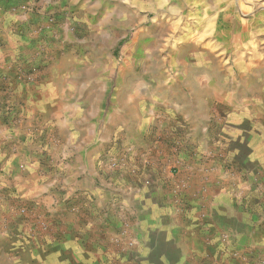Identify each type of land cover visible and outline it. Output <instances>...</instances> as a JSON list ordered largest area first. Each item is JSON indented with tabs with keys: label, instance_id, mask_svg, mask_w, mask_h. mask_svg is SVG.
Here are the masks:
<instances>
[{
	"label": "rangeland",
	"instance_id": "1",
	"mask_svg": "<svg viewBox=\"0 0 264 264\" xmlns=\"http://www.w3.org/2000/svg\"><path fill=\"white\" fill-rule=\"evenodd\" d=\"M0 40V264H264V0H0ZM51 91L101 146L63 151Z\"/></svg>",
	"mask_w": 264,
	"mask_h": 264
},
{
	"label": "crops",
	"instance_id": "2",
	"mask_svg": "<svg viewBox=\"0 0 264 264\" xmlns=\"http://www.w3.org/2000/svg\"><path fill=\"white\" fill-rule=\"evenodd\" d=\"M16 41L17 39L15 38L13 43H15ZM4 42L5 41L0 40V73H9V68H6L7 65H5L6 52L9 51V46L5 45ZM11 45L13 46L16 44ZM55 97H57L55 91H51L47 95H45L46 100L44 101V104L42 103L43 105L41 109L44 111L46 116L45 118L48 120V122L52 123L54 121V124H56L57 128H52L54 130L53 133L62 137L61 145L63 147V151H87L90 143L101 146L105 140V137L102 134L103 130L98 123V117L96 116L95 111L90 106H88V104L84 100H82L81 97L77 99L75 98V96L70 97L72 98V101L62 106H59L57 104ZM184 118H186V116ZM190 119H193L192 124L197 131V117L195 116L194 118ZM187 123V120H184V125H187ZM59 131H62L63 135H61ZM22 133L23 131L21 129L18 130L4 128L2 131H0V167L4 168V171L0 172V189L3 187H7V184H10L12 182L9 176H11V173L13 172V164L15 166V160L18 156H20V153L16 149V146L20 143L18 136ZM53 133H50V135H52L51 138L48 139L49 136H46L45 138L39 139L38 141L42 142L41 144L46 145H52L56 143V139ZM23 140L24 138H22V141ZM30 140L32 141V139H29V136L27 135L25 141ZM23 143L21 142V144ZM69 155L72 156V154ZM38 156L40 157L41 154H39ZM39 163L40 161L37 159L32 165L33 168L35 169L37 165H39ZM82 166L83 165L81 161H78L77 164H70V169L73 171L77 170L78 168H82ZM36 172L37 171L35 169L33 172V175L35 176L31 177L30 175H26L25 177L20 178L21 183L19 182L16 186V191L20 193H25L28 191L29 193L27 194L29 195L27 196H32L33 192H35V190H38V188L40 187L38 185V176ZM44 189L48 190L46 188ZM218 192L223 195V197H225L224 202L221 199L219 200L220 206H222V208L224 209L218 212L222 213L227 218L229 216H233V211H227V203L231 201L230 197L227 196L230 195L229 192H226L224 189H220L218 190ZM39 194L42 196V193ZM45 197L47 200H54L52 197L50 198L49 195H46ZM60 198L61 197H59L58 199Z\"/></svg>",
	"mask_w": 264,
	"mask_h": 264
}]
</instances>
